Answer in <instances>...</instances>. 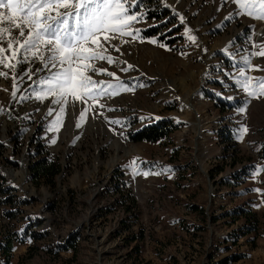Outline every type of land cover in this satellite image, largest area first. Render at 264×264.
Segmentation results:
<instances>
[{
	"label": "rangeland",
	"instance_id": "obj_1",
	"mask_svg": "<svg viewBox=\"0 0 264 264\" xmlns=\"http://www.w3.org/2000/svg\"><path fill=\"white\" fill-rule=\"evenodd\" d=\"M141 10V38L113 40L120 51L107 54L118 62L96 67L144 86L101 98L105 107L83 122L87 105L69 103L59 131H48L59 106L21 99L43 71L25 77L15 99L11 76L0 78V264H264V196L253 191H264V173L255 175L264 167V98L246 103L236 83L241 58L264 44V21L235 16L231 0H143ZM251 63L262 70L248 75L264 76V57ZM166 126L162 139L132 140ZM135 158L140 171H172L133 176ZM45 159L60 166L53 178L35 174Z\"/></svg>",
	"mask_w": 264,
	"mask_h": 264
},
{
	"label": "snow or ice",
	"instance_id": "obj_2",
	"mask_svg": "<svg viewBox=\"0 0 264 264\" xmlns=\"http://www.w3.org/2000/svg\"><path fill=\"white\" fill-rule=\"evenodd\" d=\"M231 2L236 5L235 16L246 15L264 21V0ZM142 4L143 0H0V78L8 79L11 76L13 79V99L16 98L19 85L24 82L25 77L32 80L34 75L43 71L45 74L33 82L37 86L34 92L29 96H22L21 99L34 98L43 102L50 98L51 104L59 106V110L48 131H59L69 103L87 105L79 116V121L83 122L94 107H105L99 103L101 98L114 97L122 92H134L136 87H143L144 85L130 87L114 73L96 67L98 61H106L109 65L118 62L107 54L109 47L120 51L112 44L113 40L120 39L127 43L128 41L123 40L124 37L141 38L140 33L143 30L135 28L134 25L146 22L148 13L141 10ZM174 15L178 16L181 24L185 23L183 15L177 12ZM232 18V15L226 17L228 20ZM184 35L191 44H196L197 37L192 34L191 28L185 27ZM148 42L165 50H172L160 43L158 38ZM252 47L259 51L249 52L241 58L242 67L238 71L239 79L236 80L239 88L248 97L246 103H250L252 99L264 98V76L248 75L250 70H262L258 65L253 66L251 61L254 57H264V44L253 42ZM36 62L41 64L36 73L29 67L17 75L20 66ZM132 68V65H128L121 71L127 72ZM93 75H106L114 82L97 81ZM89 101L92 103L89 104ZM3 111L0 108V113ZM54 111L55 109L50 108L48 115H52ZM241 111L246 112V108ZM109 123L123 126L119 120H111ZM80 126L82 124L78 123L77 127ZM247 132L248 128L244 127L239 138L243 139ZM51 142L56 141L53 139ZM129 168L133 176L145 177L172 171L171 168L155 173L140 171L138 158L130 162ZM260 173H264V167L255 169L257 178ZM253 191L264 196L261 189Z\"/></svg>",
	"mask_w": 264,
	"mask_h": 264
},
{
	"label": "trees",
	"instance_id": "obj_3",
	"mask_svg": "<svg viewBox=\"0 0 264 264\" xmlns=\"http://www.w3.org/2000/svg\"><path fill=\"white\" fill-rule=\"evenodd\" d=\"M30 65H23L20 66V71H24L25 69L29 68ZM172 128L168 126L162 127L161 130L158 128L155 129H148L143 130L138 133H135L132 136L133 141H140V140H149V141H156L162 139L169 135ZM61 171L60 166L56 162L49 161L48 159L42 160L35 167V174L38 178H53ZM5 252L9 253L12 251L11 243L4 245ZM223 264H228L227 260L223 261Z\"/></svg>",
	"mask_w": 264,
	"mask_h": 264
}]
</instances>
